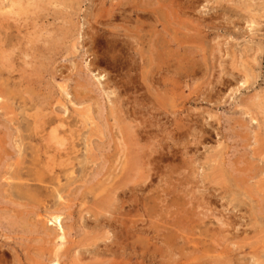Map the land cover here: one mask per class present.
Listing matches in <instances>:
<instances>
[{
    "label": "rangeland",
    "instance_id": "374dc122",
    "mask_svg": "<svg viewBox=\"0 0 264 264\" xmlns=\"http://www.w3.org/2000/svg\"><path fill=\"white\" fill-rule=\"evenodd\" d=\"M9 1L14 0H0V8L6 9L9 6ZM47 1L45 0L44 4L40 2L38 4L43 10L40 13L41 17L28 19L25 22L24 19H21V22L19 21L22 33L19 35L23 37L21 38L23 41L26 42L30 39L34 32L40 34L42 31L44 38L55 48L53 54L46 53L44 54L45 59H38L39 62H44L45 65L49 60L47 63H50L45 67L47 69L40 72V74L36 72L33 76L31 74L32 67L38 61L36 62L31 57H27L25 62L28 66L17 64V68H21L24 72L22 73V75L24 74L23 85H13L14 81H18L16 77L18 74L16 75V73H14V79L5 80V75L0 77V84H2L0 87V159H2L0 160V263L48 264L47 258L50 251L58 249V264H122V261L120 263L119 260L124 259V257L128 258L129 252L134 254L131 255L132 259L129 262L127 258L124 259L123 264H162L163 259L168 260H165L163 264H234L236 260L235 264L240 262L247 264V260L251 264L256 259L262 260L264 264V232H262L264 231V118H262L264 113L262 115L259 112L260 110L256 108V104H254L260 101L264 108V0H262L263 3L260 0H253L251 3L256 2V10L253 6L248 8L249 12L241 9L240 0L239 2L237 0H128L126 3V0H122V2L120 0H75V2L69 0L67 4L72 3L71 7L73 8H71L72 11L69 10L68 17H60L53 12L58 9L62 10L57 3L62 4L64 0H56L57 3L54 0ZM164 1L165 4L161 3ZM128 2L129 5H127ZM170 2L171 4H169ZM260 2L261 4L257 6V3ZM26 4L27 1L24 0L23 5ZM255 11L257 14L255 13L254 16ZM9 19L10 22L13 21L12 18ZM67 21L71 28L66 26ZM32 22H34V25H32ZM67 28L71 29L70 33L63 36L61 34L62 41H60L59 38L61 37L58 34L61 32L64 34ZM53 30L55 33H53ZM72 30L75 31L71 32ZM113 32L119 34L117 38L124 39L127 42L130 50H120V43L116 47H112L105 42L108 33ZM86 33L89 35L87 36ZM50 34L55 36L51 37ZM141 34L145 36L143 43L141 42ZM57 35L59 38H57ZM95 35H98L100 40L94 41ZM0 36H2L0 38H3L1 31ZM28 36L30 37L28 38ZM48 38H53L52 41L54 42L52 43ZM128 38L133 39V42ZM89 40L92 41V45ZM54 44H59L60 48ZM130 54L131 56L134 55V58L129 57ZM237 57L240 59H236ZM251 57L253 60H251ZM33 63L34 65H32ZM242 64H247V67ZM241 70L246 71L248 77ZM28 74L33 78H30ZM81 76L83 77L81 78ZM35 77L40 82V87L39 82L36 83L38 88L29 84L30 81L35 80ZM245 78L249 80H245ZM81 82L86 86L85 89L82 91L74 89L77 88V83ZM8 87L17 94L19 99H9L8 92L11 90ZM44 89L45 91H43ZM67 93L68 96H66ZM258 93L262 95L258 96ZM39 96L48 99L47 103L49 105H46L49 108L46 106L45 109L47 113L52 114L50 116L54 118L55 123L53 122L43 128L38 127L36 131L31 120L35 108L31 107L29 100L30 97L38 98ZM22 97L26 100L22 101ZM24 105L26 106L24 107ZM252 105H254V108L251 107ZM253 110L255 113L251 112ZM110 111L113 113H110ZM63 118L65 119L63 120ZM54 124H57L56 126L63 125V130L61 129L59 134L64 140L62 148L65 153L71 152L68 156L71 160L74 158V167L71 170L68 169L64 174L57 172V169H59L57 167L51 170L50 163L51 160H54V157L51 156L53 151L43 150L46 143L44 140H47L46 138H48L53 126L56 127ZM75 130L77 131L75 132ZM67 131H70V135ZM38 133L44 136L42 137ZM67 133L68 135H66ZM126 134L128 135L127 141L130 142L128 147H124L121 143V136L126 137ZM134 137L136 140L133 139ZM6 138L8 139L5 140ZM64 138L67 140L66 142ZM72 149L78 151L75 152L76 155L73 154ZM64 151L60 153H64ZM44 153H47L44 155L45 157L43 156ZM141 153L146 154L145 158ZM8 154L12 156L9 157ZM139 154H141V160L138 159L140 158ZM88 155H91L93 161L87 160L86 156ZM109 155H114V162L108 161L107 156ZM47 157L50 159H47ZM128 157L129 159H127ZM63 158L62 155L61 158L56 159L61 160ZM134 160L138 163L136 162V164ZM149 161H151V164H149ZM128 165H132V168L129 167L128 169ZM141 166L142 168H140ZM252 167L253 169H251ZM253 170L260 173H255ZM141 171L144 174H141ZM16 173L19 175L15 176ZM36 173L42 174L41 180L37 181V178H35ZM128 173L130 178H133L132 182H128L131 181L128 178ZM184 175H189L190 180ZM261 176L263 177L261 178ZM245 178L249 181L244 180ZM185 180L188 182L185 183ZM127 183L135 186L139 185V187L135 188L134 185L130 187ZM237 184L241 187V194L243 191L254 187L253 190L256 193L253 194L251 199L244 200L246 205L241 206L240 203V199H244L243 194L236 195L238 193L233 192L237 190L233 188ZM115 186L118 192L115 193L117 196L114 194L113 198L112 195L110 196L112 206L105 214L98 212L95 201L102 200V197L106 195L109 196ZM127 188H132V192L127 191ZM208 188L210 189L208 190ZM212 191L215 194L212 195ZM182 195L184 198L181 197ZM241 196L242 198H240ZM217 197L218 199H216ZM23 198H26L31 204L26 207V204L23 203V201L25 203L26 201ZM202 200L204 201L202 202ZM181 201H184L183 204ZM199 201L202 203H199ZM192 202L193 204H191ZM248 203L249 206H247ZM121 204L122 206H120ZM194 205L197 207H194ZM56 207H59V209ZM224 208H227L226 212ZM26 209L35 212L34 216H29L24 221L29 225L30 223L33 225L32 222L37 221L40 225L46 226L48 230L46 233L49 236L44 234V236L47 235L44 238L42 225L40 226L38 223V228L36 230L34 228L35 233L29 229L30 227L27 229L26 226V228L23 226V222L15 214L17 211L21 212V210L25 211ZM55 209L57 212L55 211L56 213L53 212L52 214H59L62 234L64 233L63 236L65 237L61 242L58 238L61 232L57 226H50L46 222L50 218V214L46 211ZM207 209L210 214L212 213L211 216L207 213ZM97 212L104 216L97 215L95 220L92 219ZM120 215L122 217L124 215L125 218L123 217V219ZM201 215L203 216L201 217ZM204 215L205 219L203 220ZM106 216L109 217L107 220L111 226L102 225ZM220 216L221 218H219ZM31 217L35 220H32ZM249 217H254L256 221L255 228L238 225L241 222L247 224ZM101 218L102 220H100ZM229 220H234L236 223ZM100 221L101 223H99ZM131 223H134L131 229V235L133 236L131 240L136 242L132 250L126 248V240L124 239V236L127 240L130 236L127 232H129L128 226ZM236 224L237 227H235ZM119 225L121 226L119 227ZM218 225H222L224 228ZM155 232L159 233V236H156ZM172 232L173 235L171 236ZM228 233H232L234 236ZM113 234L114 236L115 234L119 235L115 238ZM235 234H237L236 237ZM106 236L108 241L111 239L109 243H107ZM117 237L121 239V241L119 239L120 243ZM163 238L169 240V242L167 243ZM174 238L175 241H171ZM260 241L263 246L259 245ZM106 243L109 246L113 244L112 246L116 249L112 246L109 247ZM114 243L116 244L114 245ZM92 244L96 246L94 247ZM119 244V247L116 246ZM176 244L177 246H175ZM106 245L107 249L109 248L108 253L107 249L104 251ZM162 248L163 250H161ZM117 249H120V254ZM144 249L146 251H143ZM162 251H167L169 255L167 252L164 255L165 253ZM160 254H163V256ZM157 255L160 259L159 257L156 258ZM140 256L141 258H139ZM149 257L151 258L148 259ZM145 258L147 259L145 260ZM136 260H139V262H136ZM147 261L149 262L147 263Z\"/></svg>",
    "mask_w": 264,
    "mask_h": 264
},
{
    "label": "bare ground",
    "instance_id": "6f19581e",
    "mask_svg": "<svg viewBox=\"0 0 264 264\" xmlns=\"http://www.w3.org/2000/svg\"><path fill=\"white\" fill-rule=\"evenodd\" d=\"M27 1V4L26 5H23V3H24V0H14V1H9V6L6 8V9H1L0 8V31H1V33L3 34V38H0V77H3L4 75H5V80H8V79H14V73H16V75L18 74V76H16L17 77V79H18V81H14L13 82V85L15 84V85H18V86H21V85H23V81H24V74L22 75V73H24L23 72V70H21V68H17V64L18 65H20L21 64V66L22 65H27V62H25V58H27V57H31V59H33V60H35L36 62L38 61V59L39 58H42V59H45L44 58V54H46V53H48V54H53L52 52L54 51V47L47 41V39L46 38H44V36H43V34L44 33H42V31L40 32V34H36V32H34V35L30 38V39H28L26 42L25 41H23V39H21V38H23V37H20V35L19 34H22L21 33V28H20V25H19V21L21 22V19H24L23 21L25 22V20H32V19H37V18H39V17H41V15H40V13L43 11L41 8H40V6L38 5L39 4V2L40 3H43L44 4V2H45V0H26ZM47 1V0H46ZM49 1V0H48ZM47 1V2H48ZM53 1V0H52ZM56 0H54V2H55ZM67 1H69V0H64V2L61 4V3H57V2H55V3H57V5H60L61 6V9L62 10H60V9H58V10H54L53 12H54V14H56V15H58V16H60V17H65V16H69V12L70 11H72L71 10V8H73V7H71V5H72V3H68L67 4ZM71 1H73V0H71ZM70 1V2H71ZM121 2H122V0H120ZM128 0H126L125 1V3L127 2ZM157 1V0H156ZM232 1V0H231ZM253 0H240V2L241 3H239L240 4V7H241V9H243V10H246V11H248L249 12V10H248V8H250V7H253L254 6V10H256L255 8V3H251ZM260 1H262V0H260ZM47 2H46V4H47ZM53 2V3H54ZM74 2H75V0H74ZM236 2V1H235ZM237 2H239V0H237ZM52 3V2H51ZM117 3V2H116ZM154 3H155V1H154ZM158 3V2H157ZM161 3H163V4H165V1L164 2H161ZM160 3V4H161ZM172 3H173V1H172ZM227 3V2H226ZM262 3H263V1H262ZM70 4V5H69ZM120 5H121V3H119ZM131 4V3H130ZM167 4V3H166ZM169 4H171V2L169 3ZM258 4H261V2L260 3H257V6H258ZM2 5V4H1ZM127 5H129V2L127 3ZM141 5V4H140ZM235 5V4H234ZM60 6H58L59 8H60ZM148 6V5H147ZM152 6V5H151ZM157 6V5H156ZM260 6H263V5H260ZM259 6V7H260ZM3 7H5L4 5H3ZM75 7V6H74ZM125 7V6H124ZM175 8H176V6H174ZM238 7H239V5H238ZM259 7H257V8H259ZM47 8V7H46ZM46 8H44V9H46ZM119 8V7H118ZM141 8H143V7H141ZM182 8V7H181ZM235 8H237V7H235ZM164 9V8H163ZM264 9V8H263ZM70 10V11H69ZM135 10H137V9H135ZM160 10V9H159ZM164 10H166V9H164ZM253 10V9H252ZM120 11V10H119ZM122 11V10H121ZM251 11V10H250ZM262 11V10H261ZM260 11V12H261ZM44 12H46V11H44ZM98 12V11H97ZM154 12V11H153ZM162 12V11H161ZM168 12V11H167ZM170 12V11H169ZM245 12V11H244ZM131 13V12H130ZM144 13V12H143ZM163 13V12H162ZM161 13V14H162ZM176 13V12H175ZM181 13V12H180ZM251 13V12H250ZM249 13V14H250ZM255 13H256V11L254 12V16H255ZM96 14V13H95ZM122 14H123V12H122ZM148 14H149V12H148ZM147 14V15H148ZM257 14V13H256ZM166 15H168L167 13H166ZM55 16V15H54ZM112 16V15H111ZM125 16V15H124ZM184 16V15H183ZM253 16V17H254ZM252 17V18H253ZM9 18H12V20L13 21H9L10 19ZM93 18V17H92ZM166 18V17H165ZM249 18V17H248ZM41 19H43V18H41ZM45 19V18H44ZM115 19V18H114ZM8 20V21H7ZM251 20V19H250ZM35 21V20H34ZM193 21H194V19H193ZM254 21V20H253ZM252 21V22H253ZM42 22V21H41ZM59 22V21H58ZM68 22V21H67ZM26 23H27V21H26ZM172 23V22H171ZM24 24V23H23ZM22 24V25H23ZM42 24V23H41ZM102 24V23H101ZM157 24V23H156ZM254 24V23H253ZM258 24V23H257ZM21 25V26H22ZM26 25V24H25ZM32 25H34V22H32ZM39 25V24H38ZM63 25V24H62ZM42 26H44V25H42ZM47 26H49V25H47ZM57 26V25H56ZM66 26H69V22H68V24H66ZM92 26V25H91ZM129 26V25H128ZM164 26V25H163ZM28 27H30V26H28ZM70 28H71V26H69ZM81 27V26H80ZM87 27V26H86ZM23 28V27H22ZM90 28V27H89ZM94 28V27H93ZM93 28H91L92 30H93ZM45 29V28H44ZM88 29V28H87ZM87 29H85V30H87ZM39 30V29H38ZM71 30V29H70ZM70 30H69V28H67V30H66V32L63 34V32H61V33H59V32H57L56 30V32L57 33H59L58 35H60V37H61V34H62V36L63 35H65L66 33L67 34H69L70 33ZM92 30H90L91 32H92ZM128 30V29H127ZM134 30V29H133ZM40 31V30H39ZM52 31V30H51ZM60 31V30H59ZM75 31V30H74ZM73 30L71 31V32H74ZM97 31V30H96ZM95 31V32H96ZM124 31V30H123ZM143 31V30H142ZM78 32H80V31H78ZM98 32V31H97ZM103 32H105V31H103ZM124 32H126V31H124ZM137 32V31H136ZM255 32H256V30H255ZM42 33V34H41ZM48 33V32H47ZM50 33V32H49ZM53 33H55L54 32V30H53ZM52 33V34H53ZM138 33V32H137ZM141 33V32H140ZM253 33H254V31H253ZM87 34V36L89 35V34H91L90 32H89V34L88 33H86ZM96 34V33H95ZM98 34V33H97ZM133 34V33H132ZM131 34V35H132ZM136 34V33H135ZM139 34V33H138ZM27 35V34H26ZM48 35V34H47ZM51 35V34H50ZM58 35H57V38H59L58 37ZM92 35H93V33H92ZM100 35H101V33H100ZM118 35L119 34H117V33H108V37H106L105 38V42H107L109 45H111L112 47H116L117 45H119L118 43H120L121 44V47H120V50H130V46L127 44V42L126 41H124V39H120V38H117L118 37ZM121 35V34H120ZM137 35V34H136ZM142 35V34H141ZM255 35V34H254ZM22 36V35H21ZM24 36V35H23ZM52 36H55V35H51V37ZM86 36V37H87ZM96 37H95V40L94 41H97V40H100L99 39V36L98 35H95ZM102 36V35H101ZM138 36V35H137ZM136 36V37H137ZM0 37H2V36H0ZM25 37V36H24ZM30 36H28V38H29ZM67 37V36H66ZM84 37V36H83ZM82 37V38H83ZM105 37V36H104ZM191 37V36H190ZM194 37V36H193ZM65 38V37H64ZM63 38V39H64ZM103 38V37H102ZM123 38V37H122ZM133 38V37H132ZM134 38H135V36H134ZM139 38H140V36H139ZM150 38V37H149ZM48 39H50V38H48ZM53 39V38H52ZM52 39H50L51 40V42L53 43L54 41H52ZM60 39V41H62L61 39H62V37L61 38H59ZM68 39V38H67ZM129 39H131V38H128V40ZM108 40V41H107ZM127 40V39H126ZM127 40V41H128ZM136 40V39H135ZM134 40V41H135ZM138 40V39H137ZM144 40H145V36H141V42L143 43L144 42ZM65 41V40H64ZM77 41V40H76ZM90 41V40H89ZM193 41V40H192ZM58 42V41H57ZM66 42V41H65ZM91 42V45H92V41H90ZM104 42V41H103ZM131 42H133V39H131ZM138 42V41H137ZM247 42V41H246ZM56 43V42H55ZM97 43V42H96ZM151 43V42H150ZM150 43H149V45H150ZM164 43V42H163ZM250 43V42H249ZM62 43L60 42V45H61ZM71 44V43H70ZM132 44H134V43H132ZM140 44V43H139ZM152 44V43H151ZM190 44V43H189ZM259 44V43H258ZM54 45H58V47H59V44H54ZM90 45V44H89ZM137 45V44H136ZM146 45H147V43H146ZM221 45V44H220ZM219 45V46H220ZM66 46V45H65ZM216 46H218V45H216ZM255 46V45H254ZM74 47V46H73ZM144 47V46H143ZM163 47V46H162ZM57 48V47H56ZM60 48V47H59ZM132 48V47H131ZM136 48V47H135ZM191 48V47H190ZM217 48V47H216ZM106 49V48H105ZM155 49V48H154ZM153 49V50H154ZM163 49V48H162ZM259 49V48H258ZM137 50H138V47H137ZM142 50V49H141ZM136 51V50H135ZM134 51V52H135ZM150 51V50H149ZM128 52V51H127ZM130 52V51H129ZM152 52V51H151ZM155 52V51H154ZM240 52V51H239ZM121 53V52H120ZM141 53V52H140ZM147 53V52H146ZM212 53V52H211ZM258 53V52H257ZM55 54V53H54ZM123 54V53H122ZM129 54V53H128ZM137 54V53H136ZM135 54V55H136ZM241 54V53H240ZM141 55V54H140ZM145 55V54H144ZM242 55V54H241ZM248 55V54H247ZM51 56H53V55H51ZM55 56V55H54ZM126 56V55H125ZM210 56V55H209ZM251 56V55H250ZM110 57V56H109ZM129 57H133L134 58V55H132L131 56V54H130V56ZM128 57V58H129ZM143 57V56H142ZM205 57V56H204ZM223 57V56H222ZM114 58V57H113ZM140 58H141V56H140ZM234 58H235V56H234ZM42 59H41V61H42ZM154 59V58H153ZM220 59V58H219ZM236 59H240L239 57H237ZM32 60V61H33ZM141 60V59H140ZM149 60V59H148ZM162 60H163V58H162ZM161 60V61H162ZM251 60H253L252 59V57H251ZM18 61H20V62H18ZM29 61V60H28ZM49 61V60H48ZM47 61V62H48ZM198 61V60H197ZM233 61V60H232ZM256 61V60H255ZM254 61V62H255ZM46 62V65L47 64H49V63H47ZM132 62V61H131ZM240 62V61H239ZM242 62V61H241ZM240 62V63H241ZM251 62V61H250ZM44 63V62H43ZM43 63H41V62H39L38 61V63H36V65H34V63L32 64V65H34L33 67H32V75L34 76L35 75V73L36 72H39V74H40V72H44V70H46L47 68H45L46 67V65L45 64H43ZM150 63V62H149ZM178 63V62H177ZM200 63V62H199ZM245 63V62H244ZM29 64H30V62H29ZM251 64V63H250ZM94 65V64H93ZM242 65H244L245 67H247L245 64H242ZM249 65V64H248ZM16 66V67H15ZM28 66V65H27ZM149 66H151V65H149ZM252 66V65H251ZM255 66V65H254ZM130 67V66H129ZM241 67V66H240ZM239 67V68H240ZM23 68V67H22ZM196 68V67H195ZM200 68V67H199ZM205 68V67H204ZM220 68V67H219ZM243 68V67H242ZM129 70H130V68H128ZM133 69V68H132ZM245 69H247V68H245ZM249 69V68H248ZM36 70V71H35ZM42 70V71H41ZM238 70V69H237ZM242 71V70H241ZM249 71V70H248ZM135 72V71H134ZM242 72H245L244 74H246L245 76H247L248 77V74H247V72L246 71H242ZM251 72V71H250ZM39 74H37V75H39ZM79 74V73H78ZM180 74V73H179ZM252 74V73H251ZM28 75H30V74H28ZM99 75H101V74H99ZM177 75V74H176ZM233 75V74H232ZM27 76V75H26ZM250 76H252V75H250ZM27 77H29V76H27ZM83 76H81V78H82ZM244 77V76H243ZM254 77V76H253ZM30 78H33V77H31V75H30ZM81 78H79V79H81ZM202 78V77H201ZM27 79V78H26ZM26 79H25V83L27 82L26 81ZM32 80V79H31ZM66 80V79H65ZM71 80V79H70ZM84 80V79H83ZM245 80H249V79H246L245 78ZM82 81V80H81ZM243 81H244V78H243ZM37 82H39V80H37L36 79V77H35V80H32V81H30L29 82V84H31V85H33V86H38V84H36ZM76 82H77V80H76ZM24 83V84H25ZM98 83V82H97ZM1 85L2 84H0V87H1ZM12 85V86H13ZM254 85V84H253ZM25 86V85H24ZM32 86V87H33ZM23 87V86H22ZM31 87V88H32ZM39 87H40V82H39ZM76 87L77 88H74V89H77V90H84L85 89V85H83L82 84V82L81 83H77V85H76ZM88 87V86H87ZM9 88V87H8ZM28 88V87H27ZM34 88V87H33ZM36 88H38V87H36ZM10 89V88H9ZM13 89H14V87H13ZM65 89V88H64ZM253 89V88H252ZM11 90V89H10ZM37 91V90H36ZM43 91H45V89L43 90ZM63 91V90H62ZM65 91H66V89H65ZM64 91V92H65ZM88 91V90H87ZM33 92H34V90H33ZM4 93V92H3ZM85 94H86V92H84ZM77 94H80V93H77ZM4 95V94H3ZM8 95H9V99H11V100H16L17 98L19 99V97H17V94L13 91L12 92V90L10 91V92H8ZM28 95V94H27ZM95 95V94H94ZM256 95V94H255ZM259 95H262V94H259L258 93V96ZM5 96V95H4ZM66 96H68V93L66 94ZM85 96V95H84ZM16 97V98H15ZM40 97V96H39ZM38 97V98H39ZM48 97V96H47ZM100 97V96H99ZM256 97V96H255ZM262 97V96H261ZM6 98V97H5ZM28 98V97H27ZM31 98L30 97V100H29V102H30V105H31V107H34L35 109H34V112H33V116H32V124H33V128L37 131V128L38 127H45V126H49L51 123H53L55 120H54V118L53 117H51L50 115H52V114H50V112L49 113H47L46 112V106L47 105H49L48 103H47V98ZM77 98H79V97H77ZM4 99V98H3ZM8 99V100H9ZM22 99V101H24V100H26V98H21ZM2 100V99H1ZM190 100V99H189ZM260 100V99H259ZM263 100V99H262ZM78 101H80V100H78ZM83 101V100H82ZM88 101V100H87ZM96 101V100H95ZM246 101V100H245ZM254 101V100H253ZM247 102V101H246ZM252 102V101H251ZM255 102V101H254ZM16 103V102H15ZM249 103V102H248ZM29 104V103H28ZM47 104V105H46ZM112 104V103H111ZM148 104V103H147ZM254 104H256L255 106H256V108L258 109V110H260L259 112L263 115V113H264V108H263V104H262V102H260V101H257V103L255 102ZM5 105V104H4ZM98 105V104H97ZM102 105V104H101ZM251 105V104H250ZM6 107H7V105H5ZM26 105H24V107H25ZM247 106V105H246ZM9 107V106H8ZM98 107H100V106H98ZM102 107V106H101ZM251 107H253L254 108V105H252ZM47 108H49L48 106H47ZM247 108H250V107H247ZM255 108V109H256ZM99 109H102V108H99ZM254 109V110H255ZM257 109H256V111H257ZM64 110V109H63ZM108 110V109H107ZM250 110V109H249ZM249 110H247V111H249ZM254 110L253 111H251V112H254ZM47 111H50V110H47ZM60 111V110H59ZM100 111V110H99ZM98 111V112H99ZM112 111H113V109H112ZM112 111H110V113H113ZM159 111V110H158ZM247 111H245V112H247ZM65 112V111H64ZM79 112V111H78ZM103 112V111H102ZM115 112V111H114ZM126 112V111H125ZM258 112V111H257ZM259 112H258V114H259ZM84 113V112H83ZM89 113V112H88ZM255 113V112H254ZM24 114V113H23ZM108 114V113H107ZM117 114V113H116ZM123 114V113H122ZM28 115V114H27ZM32 115V114H31ZM102 115V114H101ZM10 116V115H9ZM56 116V115H55ZM60 116V115H59ZM58 116V117H59ZM85 116V115H84ZM100 116V115H99ZM113 116V115H112ZM14 117H15V115H14ZM25 117V116H24ZM27 117V116H26ZM62 117V116H61ZM60 117V118H61ZM157 117V116H156ZM256 117H259V116H256ZM261 117V116H260ZM262 118H264L263 116H262ZM3 119V118H2ZM27 119V118H26ZM29 119V118H28ZM58 119V118H57ZM65 118H63V120H64ZM87 119V118H86ZM85 119V120H86ZM89 119V118H88ZM252 119V118H251ZM250 119V120H251ZM28 121V120H27ZM60 121H61V119H60ZM126 121V120H125ZM67 122V121H66ZM116 122V121H115ZM3 123H4V121H3ZM29 123V122H28ZM55 123V122H54ZM117 123V122H116ZM264 123V122H263ZM73 124V123H72ZM120 124V123H119ZM262 124V123H261ZM55 125V124H54ZM57 125V124H56ZM55 125V126H56ZM66 125V124H65ZM257 125V124H256ZM67 126V125H66ZM124 126V125H123ZM264 126V125H263ZM2 127H4V126H2ZM71 127V126H70ZM73 127V126H72ZM106 127V126H105ZM115 127H116V125H115ZM156 127V126H155ZM31 128V127H30ZM79 128V127H78ZM131 128V127H130ZM161 128V127H160ZM165 128V127H164ZM28 129V128H27ZM63 130V125L62 124H60V125H58V126H56V127H54L53 126V129H51V131H50V133H49V135H48V138H46L47 140H44V141H46V143L44 144V151H48V150H51V152L53 151V154L51 155L52 157H54V160H51V163H50V165L52 166V168H51V170L52 169H55L56 167L57 168H59V169H57V172H61V173H65L68 169H70L71 170V168H73L74 167V158L71 160L70 159V157H68L69 156V154L71 153H65V151H64V149L62 148L63 146H64V140L59 136V134H60V130ZM117 129H118V127H117ZM139 129V128H138ZM157 129V128H156ZM34 130V131H35ZM41 130V129H40ZM49 130V129H48ZM66 130V129H65ZM69 130V129H68ZM119 130V129H118ZM118 130H116V131H118ZM128 130V129H127ZM142 130V129H141ZM162 130V129H161ZM168 130V129H167ZM11 131V130H10ZM9 131V132H10ZM28 131H29V129H28ZM42 131H44V130H42ZM46 131V130H45ZM73 131V130H72ZM77 130H75V132H76ZM82 131V130H81ZM80 131V132H81ZM91 131V130H90ZM143 131H145V130H143ZM150 131V130H149ZM207 131V130H206ZM5 132V131H4ZM32 132V131H31ZM49 132V131H48ZM47 132V133H48ZM65 132V131H64ZM68 133L70 132V131H67ZM167 132V131H166ZM41 133V132H40ZM68 133L66 134V135H68ZM71 133H73V132H71ZM131 133H133V132H131ZM157 133H159V132H157ZM170 133V132H169ZM202 133V132H201ZM32 134V133H31ZM39 134V133H38ZM63 134V133H62ZM78 134V133H77ZM147 134V133H146ZM39 135H41V134H39ZM69 135H70V133H69ZM72 135V134H71ZM119 135V134H118ZM132 135H134V134H132ZM141 135V134H140ZM139 135V136H140ZM8 136V135H7ZM33 136V135H32ZM42 136V135H41ZM44 136V135H43ZM42 136V137H43ZM63 136H65V135H63ZM62 136V137H63ZM90 136V135H89ZM99 136V135H98ZM116 136V135H115ZM141 136H143V135H141ZM168 136V135H167ZM36 137H38V136H36ZM42 137H40V138H42ZM68 137V136H67ZM79 137V136H78ZM102 137V136H101ZM128 135L126 134V137H124L123 135L121 136V143L124 145V147H128V143H130L129 141H127L128 140ZM166 137V136H165ZM211 137V136H210ZM8 138H9V136H8ZM8 138H6L5 140H7ZM14 138V137H13ZM77 138V137H76ZM94 138V137H93ZM140 138V137H139ZM138 138V139H139ZM179 138V137H178ZM205 138V137H204ZM37 139V138H36ZM44 139V138H43ZM65 139V138H64ZM133 139H135V137L133 138ZM142 139V138H141ZM174 139V138H173ZM185 139V138H184ZM30 140V139H29ZM42 140V139H41ZM71 140V139H70ZM136 140V139H135ZM158 140H160L159 138H158ZM164 140V139H163ZM176 140V139H175ZM201 140V139H200ZM67 140L65 139V142H66ZM76 141V140H75ZM143 141V140H142ZM169 141V140H168ZM198 141V140H197ZM255 141V140H254ZM8 142V141H7ZM70 142V141H69ZM68 142V143H69ZM73 142V141H72ZM77 143H78V141H76ZM135 142V141H134ZM171 142V141H170ZM186 142V141H185ZM256 142V141H255ZM9 143V142H8ZM44 143V142H43ZM71 143V142H70ZM92 143V142H91ZM120 143V142H119ZM118 143V144H119ZM120 143V144H121ZM131 143H133V142H131ZM137 143H138V141H137ZM160 143H163V142H160ZM195 143H197V142H195ZM5 144V143H4ZM7 144V143H6ZM32 144H34V143H32ZM73 144V143H72ZM103 144V143H102ZM164 144V143H163ZM182 144V143H181ZM36 145V144H35ZM70 145V144H69ZM116 145H117V143H116ZM141 145H143V144H141ZM171 145H173V144H171ZM38 146V145H37ZM73 146V145H72ZM118 146V145H117ZM137 146V145H136ZM39 147V146H38ZM41 147V146H40ZM74 147V146H73ZM98 147V146H97ZM103 147V146H102ZM116 147V146H115ZM146 147V146H145ZM158 147V146H157ZM163 147H165V146H163ZM194 147V146H193ZM43 148V147H42ZM65 148V147H64ZM118 148V147H117ZM123 148V147H122ZM134 148V147H133ZM149 148V147H148ZM38 149V148H37ZM69 149V148H68ZM75 149V148H74ZM74 149H72L73 150V154H75L76 155V153L75 152H78V151H74ZM97 149V148H96ZM102 149V148H101ZM120 149V148H119ZM161 149V148H160ZM35 150V149H34ZM70 150H71V147H70ZM134 150H136V149H134ZM165 150V149H164ZM61 151H64V153H60ZM96 151V150H95ZM117 151V150H116ZM124 151V150H123ZM138 151V150H137ZM139 151H141L140 149H139ZM162 151V150H161ZM10 152H11V150H10ZM98 152H100V151H98ZM104 152V151H103ZM142 152V151H141ZM151 152V151H150ZM149 152V153H150ZM7 153V152H6ZM50 153V152H49ZM48 153V154H49ZM125 153V152H124ZM128 153H129V151H128ZM140 153V152H139ZM152 153H153V151H152ZM151 153V154H152ZM45 154H47V153H44L43 154V156L45 155ZM135 154H138V153H135ZM142 154V153H141ZM141 154H139L140 156V158H138V159H140L141 160ZM150 154V155H151ZM9 155V154H8ZM25 155V154H24ZM24 155H22V156H24ZM40 155V154H39ZM63 155V159H61V160H57L56 158H61V156ZM146 155V154H145ZM145 155H143L142 154V156L145 158ZM156 155V154H155ZM154 155V156H155ZM2 156V155H1ZM5 156V155H4ZM10 156H12V155H9V157ZM71 156V155H70ZM94 156H95V154H94ZM123 156H126V155H123ZM123 156H121V157H123ZM137 156V155H136ZM159 156V155H158ZM8 157V156H7ZM45 157V156H44ZM87 157V160H92V158H91V155H88V156H86ZM97 157V156H96ZM132 157H135V156H132ZM150 157V156H149ZM160 157V156H159ZM3 158H5V157H3ZM22 158V157H21ZM20 158V159H21ZM77 158V157H76ZM107 158H108V161L110 160V162H114L115 160L113 159L114 158V155H109V156H107ZM117 158V157H116ZM115 158V159H116ZM126 158V157H125ZM161 158V157H160ZM163 158V157H162ZM17 159V158H16ZM47 159H50L49 157H47ZM56 159V160H55ZM127 159H129V157L127 158ZM134 159V158H133ZM147 159V158H146ZM158 159V158H157ZM177 159H178V157H177ZM0 160H2V159H0ZM4 160V159H3ZM117 160V159H116ZM135 160H137V159H135ZM135 160H134V162H135ZM143 160V159H142ZM5 161V160H4ZM10 161V160H9ZM22 161H23V159H22ZM57 161V162H56ZM93 161V160H92ZM125 161V160H124ZM144 161V160H143ZM146 161V160H145ZM148 161V160H147ZM2 162V161H1ZM117 162V161H116ZM137 162V161H136ZM135 162V163H136ZM141 162V161H140ZM139 162V164L141 165V163ZM151 161H149V164H151L150 163ZM16 163V162H15ZM15 163H14V165H15ZM18 163V162H17ZM47 163H49V162H47ZM132 163V162H131ZM130 163V164H131ZM138 163V162H137ZM136 163V164H137ZM21 164V163H20ZM99 164V163H98ZM114 164H116V163H114ZM135 164V165H136ZM146 164H148L147 162H146ZM159 164V163H158ZM235 164H236V162H235ZM104 165V164H103ZM112 165V164H111ZM132 165H134V164H132ZM132 165L131 166H129L128 165V169H129V167H131L132 168ZM229 165V164H228ZM21 166V165H20ZM46 166V165H45ZM101 166V165H100ZM125 166V165H124ZM145 166V165H144ZM163 166V165H162ZM256 166H258V165H256ZM16 167V166H15ZM47 167V166H46ZM113 167V166H112ZM155 167H157V166H155ZM246 167V166H245ZM259 167V166H258ZM50 168V167H49ZM48 168V169H49ZM102 168V167H101ZM131 168H130V170H131ZM136 168H138V167H136ZM140 168H142V166L140 167ZM161 168V167H160ZM16 169V168H15ZM46 169V168H45ZM45 169H44V171H45ZM98 170H99V168H97ZM124 169V168H123ZM133 169H134V167H133ZM139 169V168H138ZM159 169V168H158ZM157 169V170H158ZM230 169V168H229ZM237 169V168H236ZM251 169H253V167L251 168ZM250 169V170H251ZM43 170V169H42ZM101 170V169H100ZM136 170V169H135ZM140 170V169H139ZM138 170V171H139ZM146 170V169H145ZM213 170V169H212ZM216 170H220V169H216ZM56 171V170H55ZM102 171V170H101ZM138 171H136V172H138ZM153 171V170H152ZM214 171V170H213ZM254 171V170H253ZM263 171V170H262ZM261 171V172H262ZM49 172V171H48ZM51 172V171H50ZM114 172H115V170H114ZM135 172V173H136ZM191 172V171H190ZM219 172V171H218ZM240 172V171H239ZM255 173H260V172H257V171H254ZM253 172V173H254ZM47 173V172H46ZM56 173V172H55ZM99 173V172H98ZM230 173V172H229ZM229 173H228V175H229ZM93 174V173H92ZM100 174V173H99ZM133 174V173H132ZM141 174H144V173H142V171H141ZM194 174H195V170H194ZM218 174V173H217ZM220 174V173H219ZM218 174V175H219ZM250 174H252L251 172H250ZM17 175H19V174H15V176H17ZM55 175H57V174H55ZM96 175V174H95ZM120 175V174H119ZM149 175V174H148ZM147 175V177H149ZM215 175V174H214ZM253 175V174H252ZM254 175H257V174H254ZM151 176V175H150ZM185 176V175H184ZM230 176V175H229ZM248 176V175H247ZM260 176V175H259ZM2 177V176H1ZM41 177H42V174L41 173H36L35 174V178H37V181H39V180H41ZM153 177V176H152ZM187 179H189L190 180V178H189V175L188 176H185ZM215 177H217V176H215ZM231 177V176H230ZM263 176H261V178H262ZM3 178V177H2ZM14 178V177H13ZM15 178H17V177H15ZM95 178V177H94ZM118 178V177H117ZM123 178V177H122ZM128 178H130V175H129V173H128ZM139 178H142V177H139ZM191 178H193V177H191ZM212 178H214V177H212ZM234 178V177H233ZM251 178V177H250ZM131 179V181H128V182H132V179L133 178H130ZM194 179H196V178H194ZM236 179V178H235ZM248 179H249V177H248ZM248 179H244V180H248ZM116 180V179H115ZM129 180V179H128ZM135 180V179H134ZM250 180V179H249ZM248 180V181H249ZM252 180V179H251ZM9 181V180H8ZM26 181V180H25ZM124 181V180H123ZM147 181V180H146ZM212 181V180H211ZM256 181V180H255ZM114 182V181H113ZM126 182V181H125ZM188 182V181H187ZM186 182V180H185V183H187ZM256 182H258V181H256ZM262 182V181H261ZM90 183V182H89ZM124 183V182H123ZM150 183V182H149ZM184 183V184H185ZM233 183V182H232ZM247 183V182H246ZM84 184H85V182H84ZM88 184V183H87ZM128 184V183H127ZM126 184V185H127ZM141 184V183H140ZM193 184V183H192ZM199 184V183H198ZM260 184V183H259ZM128 185H130V183L128 184ZM134 185V184H133ZM133 185H130V187L132 186L133 187ZM258 185V184H257ZM28 186V185H27ZM138 187H139V185H137ZM137 186H135L134 185V187L136 188ZM143 186H144V184H143ZM142 186V187H143ZM187 186V185H186ZM224 186V185H223ZM233 186V185H232ZM137 187V188H138ZM145 187V186H144ZM143 187V188H144ZM177 187V186H176ZM203 187V186H202ZM209 187V186H208ZM228 187V186H227ZM251 187H252V185H251ZM256 187V186H255ZM258 187V186H257ZM118 188V187H117ZM135 188H133V189H135ZM207 188V187H206ZM212 188V187H211ZM233 188H235V189H237V190H234L233 192H237L238 194H236V195H242L243 196V198L244 199H240L241 200V206H243V205H246L245 204V201H246V199H251V197H253V194L254 193H256L255 192V190H253V188H250V189H248V190H246V191H241L242 192V194L240 193V188L241 187H239V185L237 184V185H234V187ZM76 189V188H75ZM128 189V188H127ZM142 189V188H141ZM170 189V188H169ZM210 188H208V190H209ZM214 189V188H213ZM212 189V190H213ZM78 190V189H77ZM106 190V189H105ZM114 190H115V192H114ZM121 190V189H120ZM119 190V191H120ZM186 190H188V189H186ZM190 190V189H189ZM215 190V189H214ZM245 190V189H244ZM74 191V190H73ZM79 191V190H78ZM116 191L118 192V189H116V186L112 189V191H111V193H109V196H104V197H102V200L100 199H98V200H96L95 201V205H96V207H97V211L98 212H102V214L104 213H106V211L107 210H109V207L110 206H112L111 204H112V199H111V197L113 198V194L115 195V193H116ZM127 191H129V192H132V188H129ZM135 192H136V190H134ZM143 191V190H142ZM102 192V191H101ZM210 192H211V190H210ZM215 192H216V190H215ZM225 192V191H224ZM227 192V191H226ZM232 192V191H231ZM230 192V193H231ZM128 193V192H127ZM164 193V192H163ZM222 193V192H221ZM62 194V193H61ZM108 194V193H107ZM134 194V193H133ZM138 194H142V193H138ZM213 194H215V193H213V191H212V195ZM67 195V194H66ZM71 195V194H70ZM112 195V196H111ZM121 195H122V193H121ZM132 195V194H131ZM165 195V194H164ZM201 195V194H200ZM206 195H208L207 193H206ZM235 195V194H234ZM111 196V197H110ZM115 196H117V195H115ZM130 196V195H129ZM138 196V195H137ZM136 196V197H137ZM142 196V195H141ZM188 196V195H187ZM203 196V195H202ZM215 196V195H214ZM213 196V197H214ZM220 196H221V194H220ZM219 196V197H220ZM242 196L240 197V198H242ZM257 196V195H256ZM135 197V198H136ZM139 197H140V195H139ZM181 197H183V195L181 196ZM181 197H179L180 199H182ZM210 197V196H209ZM133 198V197H132ZM142 198V197H141ZM184 198V197H183ZM195 198V197H194ZM128 199V198H127ZM179 199V200H180ZM198 199V198H197ZM204 199V198H203ZM205 199H207L206 197H205ZM216 199H218V197L216 198ZM220 199V198H219ZM228 199H229V196H228ZM23 200H25L26 201V203L23 201V203L24 204H26L25 206L27 207L28 206V204H31V203H29L27 200H26V198H23ZM123 200V199H122ZM143 200V199H142ZM145 200V199H144ZM158 200V199H157ZM189 200V202H191L190 201V199H188ZM187 200V201H188ZM192 200V199H191ZM194 200H196V199H194ZM201 200V199H200ZM236 200H238V199H236ZM245 200V201H244ZM6 201V200H5ZM114 201V200H113ZM115 201H116V199H115ZM114 201V202H115ZM118 201V200H117ZM119 201H120V199H119ZM146 201V200H145ZM154 201V200H153ZM204 200H202V202H203ZM206 201V200H205ZM209 201V200H208ZM217 201V200H216ZM239 201V200H238ZM255 201V200H254ZM124 202H126V201H124ZM158 202V201H157ZM161 202V201H160ZM182 202V201H181ZM184 202V201H183ZM183 202H182V204H183ZM196 203H197V201H195ZM201 201H199V203H202ZM249 202H250V200H249ZM123 203V202H122ZM130 203H132V202H130ZM140 203H141V201H140ZM162 203V202H161ZM186 203V202H185ZM184 203V204H185ZM211 203V202H210ZM11 204H13V203H11ZM145 204V203H144ZM143 204V205H144ZM152 204V203H151ZM163 204V203H162ZM191 204H193V202L191 203ZM207 204H208V202H207ZM6 205V204H5ZM8 205H10V204H8ZM67 205H69V204H67ZM115 205V204H114ZM125 205H127V204H125ZM186 205V204H185ZM204 206H205V203L203 204ZM203 205H201V206H203ZM210 205V204H209ZM227 205H229V204H227ZM20 206V205H19ZM118 206V205H117ZM120 206H122V204L120 205ZM124 206V205H123ZM150 206V205H149ZM163 206V205H162ZM203 206V207H204ZM226 206V205H225ZM247 206H249V203L247 204ZM17 207H18V205H17ZM25 207V208H26ZM32 207V206H31ZM69 207V206H68ZM135 207V206H134ZM153 208H155L154 206H152ZM163 207H165V206H163ZM174 207V206H173ZM182 207H184V206H182ZM187 207V206H186ZM192 207H193V205H192ZM194 207H197L196 205H194ZM208 207V206H207ZM206 207V208H207ZM211 207H212V205H211ZM21 208V207H20ZM57 208V207H56ZM115 208V207H114ZM113 208V209H114ZM119 208V207H118ZM122 208V207H121ZM128 208V207H127ZM143 208V207H142ZM149 208V207H148ZM176 208V207H175ZM181 208V207H180ZM205 208V209H206ZM33 209V208H32ZM57 209H59V207L57 208ZM112 209V210H113ZM123 209V208H122ZM145 209H146V206H145ZM179 209V208H178ZM193 209V208H192ZM200 209H202V208H200ZM208 209H210V208H208ZM207 209V213H209L210 211ZM225 209V212H226V209L227 208H224ZM228 209H229V207H228ZM258 209V208H257ZM36 210H38V209H36ZM88 210V209H87ZM111 210V211H112ZM119 210V209H118ZM126 210V209H125ZM124 210V211H125ZM132 210V209H131ZM136 210V209H135ZM138 210V209H137ZM147 210V209H146ZM149 210V209H148ZM168 210V209H167ZM190 210V209H189ZM233 210H235V209H233ZM57 212V210L55 209V210H51V211H46L48 214H50V218H49V220H47L46 222H47V224L48 225H56L57 226V228H58V230L61 232L60 233V235L58 236V238H59V241L61 242V241H63L64 240V236H63V234H62V228H61V219H60V216H58V215H56V214H52L53 212ZM154 211H156V210H154ZM202 211V210H201ZM221 211H223V210H221ZM229 212L231 211V209L230 210H228ZM227 211V212H228ZM6 212V211H5ZM34 210H29V209H26L25 211L23 210H21V212L19 211H17L16 212V216L20 219V221H22L23 222V226L25 227H27V229L29 228L30 230H33V232L35 233V231H34V228H35V230H36V228H38L37 227V221H34V222H32L33 223V225L30 223V225H32V226H30L27 222H25L24 221V219L25 218H28L29 216H34ZM55 212V213H56ZM97 212V214H96V216H94V218H92V219H96V217H97V215L98 216H104V215H101V214H99ZM118 212V211H117ZM120 212V211H119ZM135 212V211H134ZM139 212H140V210H139ZM173 212V211H172ZM179 212H180V210H179ZM195 212V211H194ZM224 212V211H223ZM234 212V211H233ZM256 212H258V211H256ZM15 213V212H14ZM111 213V212H110ZM113 213V212H112ZM111 213V214H112ZM115 214H116V212H114ZM125 213H127V212H125ZM125 213H124V215H125ZM157 213V212H156ZM185 213V212H184ZM196 213V212H195ZM206 213V214H207ZM232 213V212H231ZM250 213V212H249ZM259 213V212H258ZM94 214V215H95ZM144 214H145V212H144ZM150 214H152V215H154L153 213H150ZM158 214V213H157ZM177 214V213H176ZM181 214H182V212H181ZM188 214V213H187ZM187 214H185V215H187ZM193 214V213H192ZM198 214V213H197ZM212 214V213H211ZM211 214L209 213V216H211ZM221 214V213H220ZM256 214V213H255ZM37 215V214H36ZM62 215H64L63 213H62ZM117 215V214H116ZM124 215H123V217H124ZM172 215H173V213H172ZM182 215H184V214H182ZM189 215V214H188ZM194 215V214H193ZM218 215V214H217ZM226 215V214H225ZM228 215V214H227ZM232 215H233V213H232ZM236 215H237V213H236ZM27 216V217H26ZM38 216V215H37ZM91 217H92V215H90ZM89 216V217H90ZM113 216V215H112ZM121 216V215H120ZM139 216H141V215H139ZM143 216V215H142ZM141 216V217H142ZM156 216V215H155ZM200 216V215H199ZM203 215H201V217H202ZM215 216V215H214ZM230 217H232L231 215H229ZM253 216V215H252ZM40 217V216H39ZM111 217V216H110ZM122 217V216H121ZM122 217V218H123ZM151 217V216H150ZM153 217V216H152ZM176 217V216H175ZM178 217V216H177ZM195 217V216H194ZM198 217V216H197ZM218 217V216H217ZM216 217V218H217ZM234 218H235V216H233ZM7 218H9V217H7ZM32 218V217H31ZM104 218V217H103ZM109 218V217H108ZM107 218V216H106V218H105V222L104 223H102V225H110L109 224V222H108V219ZM116 218V217H115ZM115 218H114V221H115ZM125 218V217H124ZM123 218V219H124ZM144 218V217H143ZM142 218V219H143ZM173 218H174V216H173ZM188 218V217H187ZM219 218H221V216L219 217ZM9 219H11V218H9ZM98 219V218H97ZM121 219V218H120ZM134 219V218H133ZM156 219V218H155ZM182 219V218H181ZM190 219V218H189ZM202 219V218H201ZM205 219V215H204V217H203V220ZM233 219V218H232ZM28 220V219H27ZM32 220H35V219H33L32 218ZM100 220H102V218L100 219ZM110 221H111V219H109ZM117 220H119V219H117ZM126 220H127V217H126ZM143 220H145V219H143ZM165 220V219H164ZM170 220V219H169ZM177 220V219H176ZM176 220H175V222H176ZM213 220H214V218H213ZM225 220V219H224ZM15 221V220H14ZM31 221V220H30ZM125 221V220H124ZM130 221V220H129ZM133 221V220H132ZM150 221V220H149ZM148 221V222H149ZM185 221H187V220H185ZM192 221H194V220H192ZM195 221H196V219H195ZM220 221V220H219ZM221 221H223V220H221ZM225 221H227V220H225ZM225 221H224V223H225ZM230 221V220H229ZM234 223H236L234 220H232ZM232 221H230V222H232ZM15 222H17V221H15ZM21 222V223H22ZM45 222V221H44ZM135 222V221H134ZM151 222V221H150ZM165 222V221H164ZM169 222V221H168ZM168 222H166V223H168ZM198 222H199V220H198ZM202 222V221H201ZM215 222H217L216 220H215ZM230 222H228V223H230ZM237 222H239V221H237ZM99 223H101V221L99 222ZM98 223V224H99ZM113 223V222H112ZM142 223V222H141ZM144 223H145V221H144ZM152 223V222H151ZM195 223V222H194ZM193 223V224H194ZM255 223H256V221H255V219H254V217H249L248 218V223L247 224H245V223H243V222H241V223H239L238 225L239 226H247V228H248V226H249V228H255ZM19 224V223H18ZM39 224V223H38ZM133 224L134 223H131L129 226H128V231L129 232H127L128 233V235H130V236H128V240H127V238L124 236V239L126 240V243H125V246H126V248H128V249H133V246H135L134 245V243H136V242H133L131 239H132V235H131V229L133 228ZM139 224V223H138ZM143 224V223H142ZM157 224V223H156ZM165 224V223H164ZM197 224V223H196ZM221 224V223H220ZM21 225V224H20ZM40 225V224H39ZM42 225V224H41ZM40 225V226H41ZM95 225H97L96 223H95ZM101 225V224H100ZM145 225V224H144ZM147 225H149V224H147ZM201 225V224H200ZM210 225V224H209ZM99 226V225H98ZM111 226V225H110ZM121 225H119V227H120ZM135 226V225H134ZM142 226V225H141ZM150 226V225H149ZM219 227L220 226H222V225H218ZM226 226V225H225ZM18 227V226H17ZM25 227V228H26ZM63 227V226H62ZM101 227V226H100ZM109 227V226H108ZM140 227V226H139ZM148 227V226H147ZM154 227V226H153ZM175 227V226H174ZM179 227V226H178ZM192 227V226H191ZM223 227V226H222ZM228 228H229V226H227ZM235 227H237V224H236V226ZM234 227V228H235ZM12 228V227H11ZM41 228V227H40ZM48 228V227H47ZM106 228V227H105ZM118 228V227H117ZM138 228V227H137ZM143 228V227H142ZM152 228V227H151ZM151 228H150V230H151ZM160 228V227H159ZM165 228V227H164ZM224 228V227H223ZM239 228V227H238ZM126 229V228H125ZM139 229V228H138ZM138 229H136V230H138ZM145 229V228H144ZM148 229V228H147ZM163 229V228H162ZM170 229V228H169ZM213 229V228H212ZM231 229V228H230ZM236 229V228H235ZM234 229V230H235ZM258 229V228H257ZM52 230V229H51ZM93 230V229H92ZM110 230H112L111 228H110ZM140 230V229H139ZM153 230H156V229H153ZM174 230V229H173ZM205 230H207V229H205ZM218 230V229H217ZM223 230V229H222ZM225 230V229H224ZM226 230H229V229H226ZM240 230V229H239ZM39 231H40V229H39ZM48 230L46 229V226H43L42 225V232H43V236H44V234H47L46 232H47ZM64 231V230H63ZM115 231V230H114ZM118 231V230H117ZM134 231V230H133ZM162 231H164V230H162ZM162 231H160V232H162ZM177 231H179V230H177ZM237 231V230H236ZM30 232V231H29ZM54 232V231H53ZM113 232V231H112ZM122 232V231H121ZM125 232V231H124ZM138 232H140V231H138ZM137 232V233H138ZM144 232V231H143ZM157 232V231H156ZM155 232V234H156V236L158 235L159 236V233L157 234ZM167 232V231H166ZM180 232V231H179ZM185 232V231H184ZM220 232H221V230H220ZM226 232V231H225ZM231 232V231H230ZM241 232V231H240ZM262 232H264V231H262ZM37 233V232H36ZM102 233V232H101ZM104 233V232H103ZM142 233V232H141ZM140 233V234H141ZM152 233V232H151ZM168 233H170V232H168ZM177 233V232H176ZM181 233V232H180ZM179 233V234H180ZM215 233H216V231H215ZM219 233V232H218ZM233 233V232H232ZM232 233L231 234H229V235H232ZM110 234V233H109ZM134 234V233H133ZM143 234V233H142ZM161 234V233H160ZM165 234V233H164ZM167 234V233H166ZM178 234V233H177ZM176 234V235H177ZM223 234V233H222ZM226 234V233H225ZM242 234V233H241ZM264 234V233H263ZM48 235V234H47ZM47 235H45L44 236V238L45 237H47ZM104 235V234H103ZM107 235V234H106ZM117 235H119V234H117ZM116 234H115V236H117ZM144 235V234H143ZM149 235V234H148ZM171 236L173 235V232L170 234ZM224 235V234H223ZM223 235H222V237H223ZM236 235L237 234H235V237H236ZM49 236V235H48ZM107 236H110V235H107ZM107 236H106V239H107V241H108V238H107ZM113 236H114V234H113ZM114 236V237H115ZM141 236V235H140ZM145 236H147V235H145ZM153 236V235H152ZM166 236H168V235H166ZM232 236H234V235H232ZM52 237V236H51ZM120 237V236H119ZM130 237V238H129ZM137 237H138V235H137ZM141 237H143V236H141ZM162 237V236H161ZM165 237V236H164ZM183 237V236H182ZM226 237V236H225ZM224 237V238H225ZM110 238V237H109ZM116 238V237H115ZM118 238V237H117ZM122 238V237H121ZM217 238V237H216ZM239 238V237H238ZM114 239V238H113ZM119 239L120 238H118V242H119ZM123 239V238H122ZM139 239V238H138ZM152 239V238H151ZM153 239H154V237H153ZM164 239V238H163ZM188 239V238H187ZM200 239V238H199ZM47 240V239H46ZM104 240V239H103ZM140 240V239H139ZM147 240V239H146ZM165 240V239H164ZM186 240V239H185ZM219 240V239H218ZM224 240V239H223ZM264 240V239H263ZM263 240H261V241H263ZM13 241V240H12ZM105 241V240H104ZM109 241H111V239H109ZM109 241L107 242V243H109ZM120 241H121V239H120ZM136 241H138V240H136ZM167 243L169 242V240H165ZM164 241V242H165ZM171 241H175V238L174 239H172ZM170 241V242H171ZM195 241V240H194ZM261 241H260V246L263 244H261ZM114 242H115V240H114ZM124 242V241H123ZM140 242V241H139ZM148 242H150L149 240H148ZM160 242V241H159ZM158 242V243H159ZM179 242V241H178ZM183 242V241H182ZM187 242V241H186ZM215 242V241H214ZM228 242V241H227ZM232 242V241H231ZM259 242V241H258ZM258 242H257V244H258ZM106 243V244H107ZM120 243V242H119ZM122 243V242H121ZM196 243V242H195ZM199 243V242H198ZM222 243V242H221ZM221 243H219V244H221ZM254 243H256V242H254ZM89 244V243H88ZM116 243H114V245H115ZM137 244H139L138 242H137ZM191 244V243H190ZM210 244V243H209ZM227 244V243H226ZM93 246H94V244H92ZM108 246H109V244H107ZM107 245L105 246V249H104V251L107 249ZM113 245V244H112ZM111 245V246H112ZM124 245V244H123ZM140 245V244H139ZM149 245H150V243H149ZM159 245H161V244H159ZM165 245V244H164ZM163 245V248L165 247ZM168 245V244H167ZM173 245H174V243H173ZM222 245V244H221ZM264 245V244H263ZM262 245V246H263ZM52 246V245H51ZM81 246V245H80ZM96 246V245H95ZM94 246V247H95ZM104 246V245H103ZM111 246H109V247H111ZM116 246H120V244L119 245H116ZM122 246V245H121ZM125 246H123V247H125ZM175 246H177V244L175 245ZM181 246V245H180ZM112 247H114V246H112ZM117 247V248H118ZM162 247V246H161ZM161 247H158V248H161ZM200 247V246H199ZM264 247V246H263ZM262 247V248H263ZM115 248V247H114ZM138 248H140V247H138ZM163 248L161 249V250H163ZM172 248V247H171ZM173 248H175V247H173ZM207 248H210V247H207ZM212 248V247H211ZM219 248V247H218ZM109 249V248H108ZM106 250L107 251V253H108V251L109 250ZM111 249V248H110ZM116 249V248H115ZM123 251H124V249L123 248H121ZM166 249V248H165ZM164 249V250H165ZM167 249H168V247H167ZM166 249V250H167ZM202 249V248H201ZM58 249H56V250H54V251H50V253H49V257L47 258V262H48V264H58V260H59V258H58V254H57V251ZM68 250V249H67ZM112 250V249H111ZM114 250V249H113ZM118 250V249H117ZM120 250V249H119ZM118 250V251H119ZM137 250V249H136ZM176 250V249H175ZM203 250V249H202ZM263 250H264V248H263ZM98 251V250H97ZM143 251H146L145 249L143 250ZM168 251V250H167ZM167 251H162L163 253H165V252H167ZM204 251H205V249H204ZM60 252V251H59ZM90 252V251H89ZM113 252V251H112ZM136 252V251H135ZM161 252V253H162ZM190 252V251H189ZM192 252H193V250H192ZM201 252H203V251H201ZM103 253V252H102ZM110 253H111V251H110ZM116 253V252H115ZM115 253H113L114 255H115ZM121 252L119 251V254H120ZM125 253V252H124ZM153 253V252H152ZM172 253H174V252H172ZM171 253V254H172ZM221 253V252H220ZM232 253V252H231ZM255 253H257V252H255ZM71 254V253H70ZM95 254V253H94ZM104 254L106 255V253L104 252ZM117 254V253H116ZM154 254V253H153ZM167 254H168V252H167ZM194 254V253H193ZM206 254V253H205ZM210 254V253H209ZM222 254V253H221ZM235 254V253H234ZM100 255V254H99ZM110 255V254H109ZM125 255H127V254H125ZM131 255H134L133 254V252H129V255H128V262H129V260H131L132 258H131ZM149 255V254H148ZM160 255H162L163 256V254H160ZM164 255H166V253L164 254ZM169 255V254H168ZM191 255V254H190ZM62 256V255H61ZM67 256V255H66ZM93 256V255H92ZM121 256V255H120ZM150 256V255H149ZM193 256V255H192ZM195 256V255H194ZM201 256V255H200ZM217 256V255H216ZM224 256V255H223ZM225 256H226V254H225ZM228 256V255H227ZM256 256V255H255ZM258 256V255H257ZM99 257V256H98ZM146 257H147V255H146ZM159 256L157 255L156 256V258H158ZM190 257V256H189ZM218 257V256H217ZM252 257V256H251ZM66 258V257H65ZM69 258V257H68ZM126 258L124 257V259L126 260ZM137 258V257H136ZM139 258H141V256L139 257ZM151 257H149L148 259H150ZM153 258V257H152ZM155 258V259H156ZM165 258H167L166 256H165ZM239 258V257H238ZM260 258V257H259ZM14 259V258H13ZM71 259V258H70ZM76 259V258H75ZM124 259H122V260H119V262L120 261H122V264H123V260ZM147 258H145V260H146ZM159 259H160V257H159ZM159 259H157V260H159ZM161 259H162V257H161ZM191 259H194V258H191ZM220 259V258H219ZM232 260H233V258H231ZM236 259V258H235ZM244 259V258H243ZM262 259V258H261ZM40 260V259H39ZM140 260V259H139ZM139 260H136V262L138 261L139 262ZM144 260V261H145ZM153 260V259H152ZM165 260H167V259H163V262L165 261ZM76 261V260H75ZM150 261V260H149ZM149 261H147V263L149 262ZM168 261V260H167ZM237 261V260H236ZM235 261V262H236ZM245 261V260H244ZM244 261H243V263H244ZM141 262V261H140ZM159 262H161V261H159ZM163 262H162V264H163ZM193 262H194V260H193ZM201 262V261H200ZM203 262V261H202ZM235 262H234V264H235ZM238 262H240V261H238ZM247 264H250L249 263V261L247 260ZM41 263H42V261H41ZM114 263V262H113ZM118 263V262H117ZM121 263V262H120ZM145 263V262H144ZM1 264V263H0ZM97 264V263H96ZM125 264H127V263H125ZM135 264V263H134ZM165 264V263H164ZM179 264V263H178ZM236 264H242L241 262L240 263H236ZM251 264H263L262 263V260L261 261H259L258 259H256L255 261H253V262H251Z\"/></svg>",
    "mask_w": 264,
    "mask_h": 264
}]
</instances>
